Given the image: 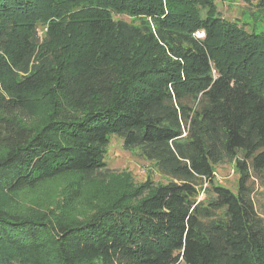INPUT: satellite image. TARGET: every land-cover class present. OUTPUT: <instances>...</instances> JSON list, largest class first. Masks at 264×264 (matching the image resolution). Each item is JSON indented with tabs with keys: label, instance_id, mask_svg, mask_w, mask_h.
<instances>
[{
	"label": "trees",
	"instance_id": "obj_1",
	"mask_svg": "<svg viewBox=\"0 0 264 264\" xmlns=\"http://www.w3.org/2000/svg\"><path fill=\"white\" fill-rule=\"evenodd\" d=\"M217 1L0 0V264H264V34Z\"/></svg>",
	"mask_w": 264,
	"mask_h": 264
},
{
	"label": "rangeland",
	"instance_id": "obj_2",
	"mask_svg": "<svg viewBox=\"0 0 264 264\" xmlns=\"http://www.w3.org/2000/svg\"><path fill=\"white\" fill-rule=\"evenodd\" d=\"M259 2L260 0L217 1L216 6L222 19L237 23L245 31L264 34V7H260ZM115 20L131 21L126 16H115ZM105 164L107 170L115 177L110 180L111 183L119 179L121 182L128 180L135 186L145 183L146 180H151L154 183L167 182V179L158 173L152 162L140 157L136 151L124 149L122 141L117 137H111L110 139ZM214 171L216 184L232 192L236 191L238 174L233 163L219 165ZM89 188L86 193L91 190V187ZM62 190L63 185L54 186L37 198L28 197L25 204L31 206L37 200V203L43 207H53L59 202ZM199 199H203V195ZM256 205L260 213L263 212L264 198L258 197Z\"/></svg>",
	"mask_w": 264,
	"mask_h": 264
},
{
	"label": "built area",
	"instance_id": "obj_3",
	"mask_svg": "<svg viewBox=\"0 0 264 264\" xmlns=\"http://www.w3.org/2000/svg\"><path fill=\"white\" fill-rule=\"evenodd\" d=\"M203 32H196L195 33V36L197 37V38H202L203 37Z\"/></svg>",
	"mask_w": 264,
	"mask_h": 264
}]
</instances>
